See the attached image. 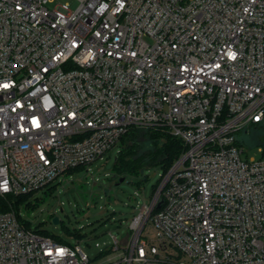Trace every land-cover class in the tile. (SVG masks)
Masks as SVG:
<instances>
[{
	"label": "built area",
	"instance_id": "2783aa9c",
	"mask_svg": "<svg viewBox=\"0 0 264 264\" xmlns=\"http://www.w3.org/2000/svg\"><path fill=\"white\" fill-rule=\"evenodd\" d=\"M0 0V197L162 128L185 151L102 264H264V0ZM0 264H91L0 202Z\"/></svg>",
	"mask_w": 264,
	"mask_h": 264
},
{
	"label": "rangeland",
	"instance_id": "374dc122",
	"mask_svg": "<svg viewBox=\"0 0 264 264\" xmlns=\"http://www.w3.org/2000/svg\"><path fill=\"white\" fill-rule=\"evenodd\" d=\"M64 2H69L72 8L77 5L76 0H56L49 5ZM255 133H264V129L255 131L248 127L243 133L244 159L264 157V144ZM119 150L118 144L90 164L89 169L61 175L52 183L60 185L52 190L48 187L38 190L30 196L31 206H21L22 218L31 221L32 229L40 228L70 243L80 242L91 264H102L100 246L112 243L113 236L119 241L129 239L133 217L144 202H150L165 174L162 167L150 166L118 182L114 167ZM55 216L58 223L53 222Z\"/></svg>",
	"mask_w": 264,
	"mask_h": 264
},
{
	"label": "trees",
	"instance_id": "16d2710c",
	"mask_svg": "<svg viewBox=\"0 0 264 264\" xmlns=\"http://www.w3.org/2000/svg\"><path fill=\"white\" fill-rule=\"evenodd\" d=\"M248 127L255 131L264 129V122L253 123ZM247 128L242 132V140L244 139L243 133L244 131H247ZM255 136L260 143L264 144V133H255ZM119 145L120 150L116 156L114 167V177L116 179H119L123 176L127 178L128 175L138 174L150 166H160L166 173L186 149V146L180 137L175 136L168 130L162 128L133 127L121 137ZM83 168L85 167L78 166L72 170H69L66 175H72ZM59 185L60 183L50 184L47 187L52 190ZM34 193L36 192L20 194L17 196H9L11 207L7 201L0 197V202L3 203L4 208L13 209L16 212L19 220L29 229H32L31 221L22 218L20 215V208L24 204L26 206L32 205L30 196ZM33 204L35 203L33 202ZM32 230L55 238V236L40 228ZM55 239L70 243L66 240H63L62 238Z\"/></svg>",
	"mask_w": 264,
	"mask_h": 264
},
{
	"label": "water",
	"instance_id": "95a60500",
	"mask_svg": "<svg viewBox=\"0 0 264 264\" xmlns=\"http://www.w3.org/2000/svg\"><path fill=\"white\" fill-rule=\"evenodd\" d=\"M114 176H115V175H114ZM125 179H126L125 176L120 177V178L118 179V182H119V181H123V180H125ZM53 222L58 223V222H59V218H58L57 216L53 217Z\"/></svg>",
	"mask_w": 264,
	"mask_h": 264
}]
</instances>
